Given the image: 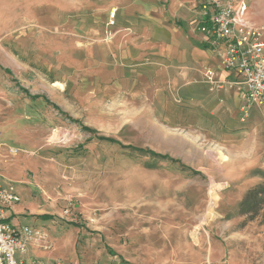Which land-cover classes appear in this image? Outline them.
I'll return each instance as SVG.
<instances>
[{"label":"rangeland","instance_id":"obj_1","mask_svg":"<svg viewBox=\"0 0 264 264\" xmlns=\"http://www.w3.org/2000/svg\"><path fill=\"white\" fill-rule=\"evenodd\" d=\"M116 1L0 0V174L24 223L57 230L55 259L33 264H264V203L239 212L264 184V137L171 125L169 102L186 105L109 54Z\"/></svg>","mask_w":264,"mask_h":264},{"label":"crops","instance_id":"obj_2","mask_svg":"<svg viewBox=\"0 0 264 264\" xmlns=\"http://www.w3.org/2000/svg\"><path fill=\"white\" fill-rule=\"evenodd\" d=\"M210 1L118 0L109 9L111 24L107 22L104 40L109 49L111 47L109 54H121L126 65L142 59V71L138 75L147 78L146 84L160 87L157 93L169 92L175 102L186 105L182 108L169 102V108H175V112L171 109L170 113L171 125H184L189 130H197L201 125L225 141H230L231 132H234L242 145L244 138H250L254 141L253 148L260 149L259 137H264V104L250 108L242 120L240 108L244 102L241 94L244 86L241 79L234 72L224 70L222 48L212 47L198 30L199 23L207 20L203 7ZM246 17L250 22L264 26V0L251 2ZM121 65L125 66L124 63ZM126 75L132 76L133 73L127 72ZM151 77L156 80L148 81ZM179 111L185 112L184 118L178 117ZM14 186L20 201L8 212L9 218L15 224L30 225L32 222L25 224L20 216L21 192ZM53 218L43 214L39 216V222L35 221V227L45 233L47 245L49 234L53 230L57 232L48 222ZM109 250L114 254L112 249ZM45 251L31 244L26 254H17V257L23 264H33L35 259L44 263L55 259V252Z\"/></svg>","mask_w":264,"mask_h":264},{"label":"built area","instance_id":"obj_3","mask_svg":"<svg viewBox=\"0 0 264 264\" xmlns=\"http://www.w3.org/2000/svg\"><path fill=\"white\" fill-rule=\"evenodd\" d=\"M253 1L211 0L203 7L207 20L198 26L212 47L222 48L224 70L234 72L241 79L244 86L242 120L250 108L264 104V30L246 17ZM19 201L15 186L0 175V264H23L17 254H26L29 245L43 249L48 246L41 229L10 220L8 212Z\"/></svg>","mask_w":264,"mask_h":264},{"label":"trees","instance_id":"obj_4","mask_svg":"<svg viewBox=\"0 0 264 264\" xmlns=\"http://www.w3.org/2000/svg\"><path fill=\"white\" fill-rule=\"evenodd\" d=\"M47 103H50L47 101L46 98H44ZM57 108L56 106H54ZM58 109V108H57ZM73 122L79 123L78 121L71 120ZM81 125V124H80ZM81 128L85 130L86 132L92 133L93 135H97L98 139L100 140H106V141H114L111 138H106L104 136H98V132L90 127L82 126ZM135 151L138 152H144L142 149L139 148H132ZM154 156H158L159 158H165V156L157 154L155 152H150ZM264 203V184L257 185L247 191L245 196L243 197L240 205H239V212L243 215H257L262 208V205ZM44 218H51V216H44ZM76 227H80V225L73 224ZM110 254H113L111 250H109ZM119 264H130L124 260L121 259Z\"/></svg>","mask_w":264,"mask_h":264}]
</instances>
